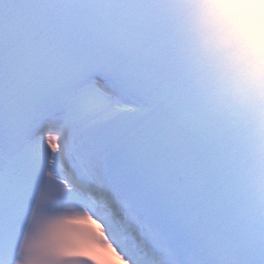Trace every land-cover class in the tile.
I'll list each match as a JSON object with an SVG mask.
<instances>
[{
    "label": "snow or ice",
    "instance_id": "obj_1",
    "mask_svg": "<svg viewBox=\"0 0 264 264\" xmlns=\"http://www.w3.org/2000/svg\"><path fill=\"white\" fill-rule=\"evenodd\" d=\"M222 7L0 0V264H99V245H115L131 264H180L173 249L147 244L99 191V148L86 172L74 165L80 128L113 110L68 122L52 105L62 112L88 83L102 84L83 79L97 73L145 97L146 134L169 156L173 177L199 195L203 222L186 264H264V150L252 147L222 106L213 112L201 103L184 62L188 39L223 24ZM233 7L255 13L264 0ZM145 248L151 260L138 255ZM123 257L106 258L123 264Z\"/></svg>",
    "mask_w": 264,
    "mask_h": 264
},
{
    "label": "clouds",
    "instance_id": "obj_2",
    "mask_svg": "<svg viewBox=\"0 0 264 264\" xmlns=\"http://www.w3.org/2000/svg\"><path fill=\"white\" fill-rule=\"evenodd\" d=\"M199 2L224 5L216 10L223 24L187 40L184 62L191 82L202 104L213 112L222 106L252 147L264 150V8L254 13L233 7L259 0ZM99 264L111 262L102 255Z\"/></svg>",
    "mask_w": 264,
    "mask_h": 264
}]
</instances>
